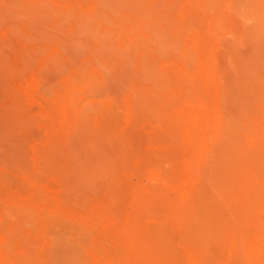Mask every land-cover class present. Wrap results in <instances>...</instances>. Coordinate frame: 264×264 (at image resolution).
<instances>
[{"label": "rangeland", "instance_id": "rangeland-1", "mask_svg": "<svg viewBox=\"0 0 264 264\" xmlns=\"http://www.w3.org/2000/svg\"><path fill=\"white\" fill-rule=\"evenodd\" d=\"M16 1L18 4H16ZM40 1L43 2L42 4H44L45 7ZM37 2L39 3L37 4ZM106 2L109 3V5ZM26 3H31V6H33V8L31 7L32 10L29 5H26ZM101 3H105L104 6L107 10L102 8L104 6ZM114 3L116 4V7ZM121 3H123L122 6L120 5ZM140 3V0H15L14 4L16 6L13 11L15 17H8L12 12H8L10 15L8 14L6 17V11H4L5 14L1 10L4 14L2 15L0 12V50L1 52L3 51L2 53L5 52L4 54L9 53L7 56L8 58L10 57V62H7V66L8 63H11V65L6 68V71H8L6 72V76L10 73V76H7V78H10L8 79L9 81L5 79V75L2 77L3 80L0 78V119H2L0 120V125H3V128L0 130V264H151L154 260V264H157L155 262H159L158 264L161 262L167 264L163 260H167L169 264H171V262L173 264H189V262L186 261L187 259L181 245L178 249V246L176 245L177 247H175V244H173L178 243V239L174 238L175 236H171L173 237L171 239L172 243H170L171 240L167 241L166 237L163 238L164 242H168L169 246V250L165 253H159L156 250L155 245L152 244L151 248L145 241H143V244L146 243L144 247L141 243L142 241H138L139 244L141 243L140 245L135 243L137 239H140L138 237L136 240H133L132 237L134 236V230L129 229V226L130 228H132L131 225L133 226L132 223H129L132 222V217L134 215V210H132L133 194L125 190L124 192L122 191L123 193L121 194H114L113 191L109 192V190L106 191L107 185L102 181V176H97L98 174L92 175L91 173L87 174L84 170L85 168L82 169L83 162L80 163L82 166H79L78 162L81 161H78V158H74L76 155L73 152L75 149L74 145L77 146V142L70 140L71 132L66 126L67 120H65L63 107L66 106L68 99L70 100L72 98L71 101L74 102V112L85 109L86 107L89 112L85 110V114H92L93 117H96L95 119L103 120L105 122V124H102L101 126V128L104 129V132L100 131L103 134L101 142L103 147L102 151L104 154L111 156L117 163H128V167L124 173L128 174L126 176L128 180H131V184H133L134 187L137 183L138 185L141 183L140 186H147L142 188H152L154 186L155 188L153 187L152 189L156 192H160L159 190L161 187L159 188L157 186H160V184L162 186L163 183L158 179H151L149 175L151 170L154 169L156 171L157 164L160 162L159 164H164V168L167 169L168 172L170 169L173 170L169 176V180L170 178V181L173 180L172 185L174 187H169L168 189L170 191H163L164 188H162L161 192L168 193L169 191L171 195H179L181 191L194 185V182L187 177L189 176L187 172L183 175L180 174L181 166L184 162L183 159L187 154L186 148L189 141L198 137H200L199 141H201V139L205 141V145L203 144L205 147L200 145L198 146V149L196 147V150L194 148L193 151L190 152V156H193L192 153L194 154L192 157L194 163H198L199 165L197 164V166L201 168L203 165L200 166V164L205 163L204 165L208 166L212 163L213 165V162L215 163V160L219 159L222 152L226 153L225 150H227L228 153H231V155L233 154L235 159L237 157L236 160H239V158H241V154H239L240 151L241 153L243 149V151H246L248 146L241 150L234 145L242 143V135L247 134V136L252 139L256 134L255 130L252 131L251 128L247 127L244 115H240L239 111L233 109V107L236 108L234 104H237V107L240 109L243 102L247 101V99L249 101L252 98L251 100H254H250V107H255V110L257 109L256 111L258 112L260 109V112L264 110V107L259 104V101H262L264 98V96L263 98L261 97L264 93V84L261 82V79H264V0H142L143 4ZM157 3H160L159 6ZM34 5H38L37 8H39L40 11L39 9L37 10L39 12H37ZM162 6H164L163 8L165 9L169 7V10H163ZM112 8L115 9L113 10V12L115 11L114 15ZM68 9H72L73 11L71 10V13L69 14L67 13ZM21 10L23 11L20 12ZM30 11L35 14L33 15ZM65 13L68 17L65 16ZM103 13L106 14V16L108 15V18L110 19L109 22L112 21L114 26H112V24L111 26L107 25L106 22L104 23V21L107 20L106 18L103 21V18L98 17ZM40 14L42 15V20H40ZM145 14H147V17ZM149 15L151 16L149 17ZM33 16H35V18H33ZM65 17L68 19L66 20ZM70 17L71 19H69ZM27 19H30L31 24ZM40 23L41 25H39ZM27 25H30V27ZM79 26L80 30L78 28ZM84 29L86 31H84ZM148 29L149 31H147ZM132 30H135V32ZM18 31L21 33V36ZM103 31H110L111 36H114L112 39H117L116 41L118 43L130 44L131 49L135 50L134 57L136 63L138 58L141 59L146 55L145 59L147 61L145 60V63L151 65V59L155 55L152 50L154 44H152L151 41H154V43L156 42L159 47L163 44L159 51V54L162 52L163 55L161 53L158 57L159 59L155 66V73H157L158 70H161V72H158L157 74L164 72L167 75L162 73V76L157 75V79L151 77H147L146 79L143 78L144 82L142 81V84H163L164 80L165 84L169 83L167 86L169 89L171 87V89L167 95L169 96L173 94V97L171 96L172 101L170 102L172 103L168 106L171 108L168 109L166 114L170 115L168 119H173L176 124V129L172 135H164L160 138L155 137L157 135L156 131H159L157 128L158 126H156V124L159 125L156 122V119L151 117L152 115L148 112L149 110L138 105L139 103H137L138 101H136V98H131L135 95L134 92L136 90H134V88L138 89L141 87L140 82L142 78L136 75V72L134 74L136 67L129 72L130 77L131 75L132 77L129 79L128 77H125V79L127 78L126 81L122 80L119 84L126 85V87L121 86L120 88L119 85H116L114 89L115 91L110 90V93H106L108 91L107 89L104 90L103 88V90H101V88H96L90 90L76 82L75 87H72L75 90V96H70L69 83L67 80L70 78L68 76H71V70L69 69L68 63L65 60H62L63 58L60 59V57H57L58 51L61 52V49H59V47H61L60 43L65 42V40H70L69 46L74 50L73 52H76V49H78V52L76 53L79 54V62L81 63L89 60L90 57H93V52H97L98 48V52L104 49V43H100L101 45H99L97 42H102L101 37L103 36ZM93 32L95 36L93 35ZM98 32H100L99 34L102 36H100ZM87 34L93 37V40ZM156 34L158 36L164 35L165 38L163 36L156 37ZM23 35L26 36L23 37ZM29 36L31 38H29ZM71 37L72 39H69ZM96 37L101 40L98 38L96 39ZM142 37H144V39H142ZM27 38L32 41H27ZM134 38L140 39L134 40ZM161 38L163 43L160 44ZM24 39H26V41ZM95 39L97 41H94ZM145 39L147 43L145 42ZM168 40H170V42ZM167 42L170 43L168 45L169 47L167 46ZM3 43L5 44L3 45ZM149 44H151V46ZM74 45H76V47H73ZM39 46L40 48H38ZM79 46L82 47L81 50L79 49ZM138 47L139 51L136 50ZM33 50L36 52L34 53ZM38 54L40 55L38 56ZM49 56L51 57L49 58ZM76 56L78 55L76 54ZM30 57H34V59ZM56 57L58 60L60 59L62 61L61 63L66 64L65 68H68L66 69L67 72L64 71L62 74L58 72L60 74L57 73V75H54L56 74L53 72V69L55 68L54 65L57 62V60L55 61V59H57ZM22 59H25L28 62L25 60L23 61ZM80 63L74 65L73 69H76ZM97 65L100 64L97 63ZM101 67L102 66L100 65L98 71L100 75H102V72L105 70V68L103 70ZM219 67H221L222 70ZM238 67L240 68L238 69ZM8 69L11 71L9 72ZM83 71V74L87 75L85 74L87 73V69L83 68ZM52 75L54 77L51 79L50 76ZM163 75L167 78L160 79ZM225 75H227L228 78H225ZM229 76L234 82L229 79ZM257 78L260 79L258 80ZM227 79L233 83L227 81ZM2 81L6 89L3 85L1 86ZM166 81L168 83H166ZM223 82L226 84H223ZM259 82L261 83L259 84ZM136 83H139L140 85ZM62 84L63 87L60 86ZM165 84L160 85L162 90L167 88H165ZM222 85H226L225 88ZM55 86H57V88ZM229 86L230 88L232 87V89L228 88ZM242 87L247 97L244 95L245 99L243 100L245 101L238 99V103H235L236 99L234 98H237L236 94L240 88L242 90ZM123 88L125 90H123ZM224 89H226V91ZM261 89L263 92L260 94L259 91H261ZM49 90L51 91L49 92ZM94 90H98V93L94 92ZM223 90L225 92H221ZM233 91L236 93H233ZM232 94H234L233 96L235 97H233ZM19 95L20 97H18ZM117 99L122 100L123 103L121 101L117 102ZM221 99H223V101ZM228 99L234 100L232 101ZM229 101H232V104H230ZM162 103L164 104L163 101ZM129 104H134L133 106L137 108L134 109L133 107L134 113L131 115H129ZM97 105L101 106L97 107ZM107 107H109L108 110L105 109ZM168 107L162 105L160 110H164ZM97 108L100 109L97 110ZM242 108L243 107H241V109ZM106 110L107 112L112 110L110 114L108 113L110 116H107V113L105 112ZM112 112L115 113V116ZM161 112L163 113V111ZM17 113L19 114V117L18 115H15ZM116 115H118V118ZM15 117L17 118V121ZM133 117L136 123L134 122ZM137 117L139 120H137ZM45 120L49 121L45 122ZM70 120L72 124L78 123V120L73 121V118ZM239 120H241V122H238ZM160 124L162 125V123ZM126 129L127 132H123L126 131ZM7 130H10V132ZM108 131L109 133H107ZM250 131H252V134ZM8 133H11L12 135H9ZM110 133H112V135ZM152 133H154L155 136L154 134L152 135ZM220 133H222L225 138L228 137L229 141L232 137L230 142L227 140L229 145L225 144L224 146L223 143L226 141L222 142L221 140V144L217 141L216 137ZM210 134L211 137L209 136ZM225 134L227 136H225ZM106 135L108 138L105 137ZM236 137L240 138L237 139ZM2 138L4 139L3 142L1 141ZM49 138L58 141V143H55L52 140L51 142H54L52 145L50 140H48ZM211 139L214 140L212 141ZM50 144L54 149L51 147L48 148ZM110 144L112 146H109ZM233 146L236 148V151L233 150ZM14 147L19 148L17 149ZM57 148L61 151L58 152L59 150H57ZM50 152L53 158L49 156ZM8 153L10 156H8ZM108 153H110V155ZM116 154L117 156H115ZM167 154H169V156ZM161 155L162 158L160 157ZM212 157L213 159H211ZM36 159L39 160L38 163L36 162ZM206 161L208 164H206ZM169 162L171 163V167L169 166ZM172 162L175 165L173 167ZM129 163L131 165H129ZM50 165L52 166L49 167ZM153 165H156V167H153ZM17 168L19 172L16 171ZM67 170L69 172L71 170V174ZM216 170H214L213 173L215 174L213 176H216V174H220L219 176L224 174L221 170L220 172L219 170ZM119 173H123V171H119ZM29 175L32 176L30 177ZM147 175H149V177H147ZM81 179L84 180L81 182ZM68 180H70V182ZM33 181L35 182L33 183ZM66 185H68L70 189ZM186 185H188V187ZM64 186H66V188ZM103 186H105V190L103 189ZM35 187L37 190H35ZM63 187L64 189H61ZM164 187H166V185H164ZM64 190L66 191L64 192ZM66 193L69 194V198L66 197L68 195H65ZM113 197L115 200H113ZM110 202H113V205H110ZM112 206L115 207V209H113ZM157 211H159L158 207ZM114 212L116 213L114 214ZM19 213L22 216H20ZM143 213L141 215H143ZM6 214H9L11 217ZM28 214L35 215L33 217V215L28 216ZM145 214L146 213H144V215ZM144 215L142 216V218H144H141L145 221L143 222L144 224L147 223L153 225V223H155L154 221L149 220V217L147 216L148 214L145 215L146 217ZM128 216L130 217V220L128 219ZM30 220L32 222H30ZM126 224L128 229L132 230L130 231V233H133V235L131 233L132 237L127 235L129 230H127L126 233ZM79 230L81 233H77L80 232ZM82 234H84L83 236H85V238ZM76 235L81 238L79 237L78 239V236ZM136 236H134V238ZM29 239H32L35 243ZM169 239L170 238H168V240ZM87 240H89V243ZM82 242L84 244L88 243V245H84ZM32 243L34 245L38 244V248L33 246ZM172 244L174 246H172L171 249ZM27 246L32 248L28 250L29 247L26 248ZM85 246H87L86 249ZM33 247H36L35 250ZM32 249L35 252H32ZM232 254L233 253H231L230 250H226L223 253V261L227 262L225 264H233L235 259L238 258ZM159 257H162V261L157 259Z\"/></svg>", "mask_w": 264, "mask_h": 264}, {"label": "bare ground", "instance_id": "bare-ground-1", "mask_svg": "<svg viewBox=\"0 0 264 264\" xmlns=\"http://www.w3.org/2000/svg\"><path fill=\"white\" fill-rule=\"evenodd\" d=\"M126 1V0H125ZM141 3L140 4H143L142 3V0H140ZM145 1V0H144ZM15 0H0V12L2 13V11H6L7 15L6 17L8 16V12H12V14L8 17L11 18V16L15 17L14 14H13V11L15 10V4H14ZM20 2V1H19ZM99 2H102V1H99ZM114 2V1H113ZM111 2V3H113ZM39 2H37L38 4ZM40 3L42 4L43 2L40 1ZM107 3V2H106ZM126 3V2H125ZM139 3V2H138ZM163 3V2H161ZM16 4H18V2L16 1ZM103 6L105 3H101ZM109 5V3H107ZM115 4V3H114ZM116 4H118L116 2ZM116 4H115V7H116ZM123 3H121L120 5L122 6ZM158 6L160 3H157ZM26 5L30 6V8L33 6H31V3L28 4L26 3ZM33 5V4H32ZM40 5V4H39ZM44 5V4H42ZM41 5V6H42ZM111 5V4H110ZM137 5V4H136ZM162 5V4H161ZM23 6V5H22ZM35 6V5H34ZM38 6V5H37ZM37 6H35L36 10L39 9L37 8ZM47 6V5H46ZM100 6V5H99ZM119 6V4H118ZM141 6V5H140ZM45 7V5H44ZM101 7V6H100ZM98 7V8H100ZM112 7V6H110ZM153 7V6H152ZM164 6H162V9L163 10H169V7L167 9L163 8ZM19 8V7H18ZM24 8V7H23ZM31 8V10H32ZM102 8H105L106 7H102ZM100 8V9H102ZM155 8V6H154ZM161 8V7H160ZM161 9V10H162ZM2 10V11H1ZM47 10V9H46ZM49 10V9H48ZM71 10L72 9H68V12L67 13H71ZM107 10V9H106ZM109 10V9H108ZM113 9L112 8V12H113ZM126 10V8H125ZM156 10V8H155ZM159 10V9H158ZM23 10H21L20 12H22ZM29 11V10H28ZM35 11V10H34ZM40 11V9H39ZM37 10V12H39ZM42 11V10H41ZM50 11V10H49ZM52 11V10H51ZM73 11V10H72ZM31 12V11H30ZM36 12V11H35ZM53 12V11H52ZM93 12V11H92ZM122 12V11H121ZM0 13V15H1ZM5 13V12H4ZM2 13V15L4 14ZM5 13V14H6ZM17 13V12H16ZM32 13V12H31ZM115 11L113 12V15H114ZM23 14V13H22ZM25 14V13H24ZM33 14V13H32ZM35 14V13H34ZM33 14V15H34ZM42 14V13H41ZM40 14V15H41ZM52 14V13H51ZM54 15H55V12H54ZM147 14H145L146 16ZM37 16V15H36ZM65 16L66 13H65ZM70 16V15H69ZM151 15H149L150 17ZM47 17V16H46ZM49 17V16H48ZM64 17V16H63ZM68 17V16H67ZM98 17H101L103 18L102 20L104 21V19L106 18L107 20L104 21V23L106 22L107 25H110L112 24V21H110V19L108 18V15L106 16V14H100V16ZM96 17V18H98ZM147 17V16H146ZM33 18H35V16H33ZM90 18V17H89ZM65 19L67 20L68 18L65 17ZM71 19V17L69 18ZM93 19V18H92ZM109 19V20H108ZM28 20V19H27ZM40 20H42V15H41V18ZM39 20V21H40ZM163 20V19H162ZM29 23H30V19L28 20ZM35 21V20H34ZM165 21V20H164ZM46 22V21H45ZM64 22V21H63ZM109 22V23H108ZM128 22L130 23V21L128 20ZM36 23V22H34ZM39 23V22H37ZM48 23V21H47ZM46 23V24H47ZM67 23V21H66ZM65 23V24H66ZM155 23V22H154ZM31 24V23H30ZM89 24V22H88ZM157 24V23H156ZM35 25V24H34ZM38 25V24H37ZM41 25V23L39 24ZM43 25V24H42ZM45 25V24H44ZM100 25V24H99ZM151 25V24H150ZM28 27H30V25H27ZM112 26H114V24H112ZM149 26V25H148ZM170 26V25H169ZM45 27V26H43ZM55 27V25H54ZM59 27V26H58ZM150 27V26H149ZM148 27V28H149ZM34 28V27H33ZM47 28V27H46ZM79 30H80V26L78 27ZM77 28V29H78ZM117 28V26H116ZM145 28V27H144ZM133 29V28H132ZM138 29V28H137ZM162 29V28H161ZM38 30V29H36ZM54 30V29H53ZM83 30V29H82ZM165 30V29H164ZM84 31H86L84 29ZM83 31V33H84ZM88 31V30H87ZM133 31V30H132ZM137 31V30H136ZM140 31V30H139ZM149 31V29L147 30ZM163 31V29H162ZM19 32V31H18ZM52 32V31H51ZM62 32V31H61ZM135 32V30L133 31ZM165 32V31H164ZM20 33V32H19ZM36 33V32H35ZM60 33V32H59ZM78 33V32H77ZM80 33V32H79ZM86 33V32H85ZM89 33V32H88ZM97 33V32H96ZM100 32H98L99 34ZM155 33V32H154ZM132 34V33H131ZM163 34V33H161ZM160 34V35H161ZM88 35V34H87ZM92 35V34H91ZM93 35H94V32H93ZM102 39V42H99L97 41L96 39L98 37H96V39L94 41H97L99 45H101L100 43H104L103 47L104 49L101 50L100 52H98L97 49V52H93L94 53V56L93 57H90L89 60H86V61H83V62H79V54L76 53L78 52L76 49V52H73L74 50L71 49V46L69 41L70 40H65V42H61L59 49H61V52L58 51V58L60 57V59L62 60H65L68 65H69V69L71 70V76H68L70 77L67 81L69 83V94L71 97L75 96V90L74 88L72 87H75V84L76 82L77 83H80V85H83L87 88H89L90 90L92 89H96V88H101V90H104L107 89L105 92L106 93H110V90L113 91L116 87V85L118 86L120 84V82L122 80H125V77H130L129 75V72L132 71V69L134 70V68L136 67L135 71H134V74L136 72V75L140 76L141 79V85L139 83H136V84H139L141 87L138 88V89H135L136 90L134 92V97H131V98H136L138 101L137 103H139L138 105H140L142 108H145L147 110H149L148 112H150V115L151 117L155 118L156 119V122L159 124L156 126H158L157 128L159 129V131H156L157 132V135L155 136L154 133H152V135L154 134L155 137H163L164 135L168 136V135H172L176 129V124L174 123L173 119H168L170 117V115H167V111L169 108L171 107H168L169 105H171L172 102V95H167V93L169 92L170 89L168 88V82L166 81V83L168 84H165V80H164V83L165 84V88L167 87L168 88V91H167V88L165 90H162L161 86L160 85H163V84H152V85H146V84H142L144 82L143 78L146 79L147 77H151V78H156L157 79V75H161L157 74L158 72H161V70L157 71V73H155L156 69H155V66L156 64L158 63V57L161 55V53L159 54V51H160V48L162 47V45L157 46L158 44L154 41L151 43L154 44L153 47H152V50L154 51L155 55L154 57L151 59L152 63L151 65H148L147 63H145V57L146 55H144L145 57H142L141 59L138 58L137 60V63H136V59L134 57L135 55V50L134 49H131V46L130 44L128 43H118L116 40H113L112 38L114 37L113 35L111 36V32L110 31H103L102 32V35L99 34ZM19 36V35H18ZM20 36H21V33H20ZM26 36V35H23V37ZM28 36V35H27ZM83 36V35H82ZM91 39L93 37H91L90 35H88ZM95 36V35H94ZM97 36V35H96ZM119 36V35H118ZM155 36V35H154ZM164 37V35H161V36H158L156 34V37ZM53 37V36H52ZM70 37V36H69ZM78 37V36H77ZM169 37V36H168ZM22 38V37H21ZM29 38H31L29 36ZM68 38V37H67ZM141 38V37H140ZM140 38H134V40H139ZM165 38V37H164ZM163 38V39H164ZM69 39H72L69 38ZM100 39V38H98ZM100 39V40H101ZM127 39V38H126ZM142 39H144V37H142ZM149 39V38H148ZM167 39V38H166ZM26 41V39H24ZM31 40V39H30ZM28 40L27 38V41H30ZM43 40V39H42ZM93 40V39H92ZM32 41V40H31ZM37 41V40H35ZM62 41V39H61ZM126 41V40H124ZM143 41V40H142ZM170 42V40H168ZM72 42V41H71ZM144 42V41H143ZM145 42L147 43L146 39H145ZM144 42V43H145ZM169 42H167V46L170 44ZM176 42V41H175ZM26 43V42H25ZM30 43V42H29ZM49 43V42H48ZM130 43V42H129ZM159 43V41H158ZM163 43L162 41V38H161V42L160 44ZM165 43V41H164ZM174 43V42H172ZM5 43H3L4 45ZM31 44V43H30ZM34 44V43H33ZM68 44V45H67ZM73 44V42H72ZM29 45V44H28ZM143 45V43H142ZM151 46V44H149ZM173 45V44H172ZM135 46V45H134ZM166 46V44H165ZM164 46V47H165ZM70 47V48H69ZM73 47H76V45H74ZM101 47V46H99ZM102 47V48H103ZM169 47V46H168ZM40 48V46L38 47ZM166 48V47H165ZM11 49V48H10ZM9 49V50H10ZM72 51H71V50ZM79 49L81 50L82 47L79 46ZM136 49V48H135ZM139 47L136 49L137 51ZM163 49V48H162ZM169 49V48H168ZM167 49V50H168ZM39 50V49H37ZM84 50V48H83ZM172 50V49H171ZM28 51V50H27ZM34 51V50H33ZM42 51V50H41ZM170 51V50H169ZM3 52V51H2ZM1 50H0V78L2 79V77H4L5 75V79H7V81H9L8 79L10 78H7V76L9 77L10 73H8V75L6 76V71L7 67L9 65H11V63L9 64L8 63V66H7V62H10L9 61V58H8V54H4L2 53ZM10 52V51H9ZM36 51H34L35 53ZM43 52V51H42ZM46 52V51H45ZM150 52V51H149ZM168 53V52H167ZM29 54V53H28ZM41 54V53H40ZM38 54V56L40 55ZM44 54V53H43ZM76 54L78 56H76ZM146 54V53H144ZM92 55V54H91ZM148 55V53H147ZM163 55V53H162ZM166 55V53H165ZM25 56V55H24ZM27 56V55H26ZM168 56V55H167ZM236 56V55H235ZM51 56H49L50 58ZM56 57V58H57ZM169 57V56H168ZM30 58H33L34 57H30ZM55 59V61L57 60V62L55 63V68L53 69V72L56 73L54 75H57L58 72H60L61 74L64 73V71H66V69L68 68H65V65L64 63H61L62 61L59 59L58 60ZM167 58V57H165ZM27 59V58H26ZM168 59V58H167ZM231 59V58H230ZM23 60V59H22ZM25 60V59H24ZM23 60V61H24ZM29 60V58H28ZM26 61V60H25ZM147 61V60H146ZM28 62V61H26ZM219 62V61H218ZM22 63V62H21ZM30 63V62H29ZM33 63V62H32ZM54 63V62H53ZM78 63L79 66H77L76 69H73L74 65H77ZM100 64L102 67L101 69L105 70L102 72L103 73L102 75H100L98 73L99 71V66L100 65H97ZM162 63V62H161ZM160 63V64H161ZM26 64V63H25ZM64 64V66H63ZM91 64V66H90ZM221 64H222V61H221ZM238 64V63H237ZM23 65V64H22ZM232 65V64H231ZM32 66V65H31ZM25 67V66H24ZM223 67V66H222ZM14 68V67H13ZM83 68L84 69H87V75H84L83 72ZM158 68V67H157ZM221 68V67H219ZM240 67H238L239 69ZM11 69V68H10ZM28 69V68H27ZM159 69V68H158ZM9 70V69H8ZM24 70V69H23ZM222 70V68H221ZM232 70V69H230ZM237 70V69H236ZM11 70H9L10 72ZM13 71V70H12ZM15 71V70H14ZM220 71V70H219ZM226 71V70H225ZM29 72V71H28ZM44 72V71H43ZM48 72V71H47ZM51 72V71H50ZM67 72V71H66ZM166 72V71H165ZM45 73V72H44ZM58 73V74H60ZM168 73V72H166ZM231 73V71H230ZM17 74V73H16ZM20 74V73H19ZM51 74V73H50ZM156 74V75H155ZM165 74V73H164ZM169 74V73H168ZM219 74V73H218ZM68 75V74H67ZM129 75V76H128ZM167 75V74H165ZM171 75V74H170ZM18 76V75H17ZM162 76V75H161ZM226 77L225 78H228L227 75H225ZM244 76V75H243ZM12 77V75H11ZM14 77V76H13ZM52 77H54L53 75L50 76V78L52 79ZM166 76L163 75V77L160 79H163L165 78ZM38 78V77H37ZM46 78V77H45ZM167 78V77H166ZM245 78V76H244ZM36 79V78H35ZM43 79H44V76H43ZM48 79V78H47ZM155 79V80H156ZM159 79V80H160ZM229 79H231V77L229 76ZM258 79V78H257ZM260 79V78H259ZM258 79V80H259ZM3 80V79H2ZM23 80V78H22ZM21 80V81H22ZM50 80V79H49ZM172 80V78H171ZM169 80V81H171ZM232 80V79H231ZM257 80V81H258ZM264 80V79H263ZM261 79V82H263L264 84V81ZM19 81V79H18ZM143 81V82H142ZM146 81V80H145ZM215 81V80H214ZM227 81H230L227 79ZM234 82V80H232ZM230 81V82H232ZM238 81V80H237ZM12 82V80H11ZM36 82V81H35ZM45 82V81H44ZM49 82H52V81H49ZM83 84H82V83ZM156 82V81H155ZM232 82V83H233ZM259 82V84L261 83ZM6 83V82H5ZM8 83V82H7ZM17 83V82H16ZM42 83V82H41ZM124 83V82H123ZM153 83V82H152ZM158 83H161V82H158ZM12 84V83H11ZM27 84V83H26ZM43 84V83H42ZM55 84V83H54ZM125 84V83H124ZM129 84V83H128ZM222 84V83H221ZM223 84H226L223 82ZM262 84V85H263ZM3 85V81L1 82V86ZM9 85V83H8ZM47 85V84H46ZM159 85V86H157ZM239 85V84H238ZM256 86H259L257 84H255ZM4 86V85H3ZM59 86V85H58ZM63 87V84L60 85ZM120 88L121 86H124V85H119ZM223 86V85H222ZM226 86V85H225ZM225 86H223L225 88ZM228 86V85H227ZM51 87V86H50ZM57 88V86H55ZM126 87V85L124 86ZM163 87V86H162ZM241 87V86H240ZM248 87V86H247ZM252 87V85H251ZM260 87V86H259ZM2 88V87H1ZM5 88V86H4ZM23 88V87H22ZM65 88V87H64ZM227 88V87H226ZM230 88V86L228 87ZM3 89V88H2ZM6 89V88H5ZM11 89V88H10ZM88 89V90H89ZM232 89V87L230 88ZM26 90V89H24ZM65 90V89H64ZM119 90V88H118ZM123 90H125L123 88ZM127 90V89H126ZM162 90V91H161ZM175 90V89H174ZM222 90V89H221ZM226 91V89H224ZM221 91V92H225V91ZM241 90V88H240ZM238 90L236 96L237 98H234L236 99L235 100V103H238L239 100L241 101H245L243 99H245L244 97L247 95H245V92L243 91V87H242V90L240 91ZM264 90V89H263ZM51 90H49L50 92ZM98 91V90H97ZM94 90V92H97ZM115 91V90H114ZM131 91V90H130ZM232 91V90H231ZM244 93H243V92ZM2 92V91H1ZM4 92V91H3ZM67 92V91H66ZM102 92V91H100ZM104 92V93H105ZM218 92V91H217ZM254 92V91H253ZM258 92V91H256ZM260 94L263 92L262 89L261 91H259ZM12 93V92H11ZM18 93V92H17ZM62 93V92H61ZM98 93V92H97ZM96 93V94H97ZM119 93V92H117ZM125 93V92H124ZM233 93H236L233 91ZM5 94V93H4ZM13 94V93H12ZM16 94V93H15ZM19 94V93H18ZM66 94V93H65ZM114 94V93H112ZM116 94V93H115ZM259 94V93H258ZM87 95V94H86ZM106 95V94H105ZM177 95V94H176ZM175 95V96H176ZM216 95V94H215ZM234 94H232L233 96ZM245 95V96H244ZM13 96V95H12ZM68 96V95H67ZM77 96V95H76ZM100 96V94H99ZM136 96V97H135ZM172 96V97H171ZM231 96V97H232ZM239 96V97H238ZM260 96V95H259ZM264 96V93L261 95V97L263 98ZM20 97V95L18 96ZM111 97V96H110ZM138 97V98H137ZM222 97V96H221ZM224 97V95H223ZM235 97V96H233ZM250 97V96H248ZM261 97H260V100H261ZM103 98V97H102ZM109 98V97H108ZM115 98V97H114ZM130 98V99H131ZM120 99V98H119ZM233 99V100H234ZM239 99V100H238ZM247 99V98H246ZM252 99V98H251ZM250 99V100H251ZM9 100V99H8ZM72 98L69 100L68 99V102L66 104L65 107H63V110L65 112V120H67L66 122V126L68 127V129L70 130L71 132V137H70V140L72 141H75L77 142V146L74 145V150L73 152L75 153L76 156H74V158H78V161H81V162H78L79 163V166H82L87 174L91 173L92 175L93 174H98L97 176H102L103 178V182L107 185L106 188L109 192H112L115 194H121L125 191H129L133 194V209L134 210V215L132 217V222H129V223H132L133 226L131 225L132 228H130L129 226V229H133L134 230V236H136L134 238V236L132 237L130 231L132 230H129L128 229V226L126 224V227H123L125 228L126 230V233H127V230H129L128 232L130 233H127L128 236L132 237V239L136 240L138 237L140 240H136L135 243H138V241H142V245L143 247L146 245V243L148 244V246L150 245V247L152 248V244L155 245L156 247V250L159 252V253H165L167 250H169V246H168V242H164V237L167 238V241H170L173 237L171 236H175L174 238L178 239V243H173L175 244V247H177L179 249L180 245H181V248L183 250V252L185 253V257H186V261L189 262V264H225L227 262L223 261V258H222V255L223 253L226 251V250H230L231 253H233L232 255H235L237 256L235 259V262L234 261H231V262H234L233 264H240L242 262V264H264V110H262L260 112L256 111L255 110V107H250L251 105V102L250 100L248 101H245L243 102V106L241 104L240 106V109L237 107V104H234V106L237 108H234L235 110H238L240 115H244L245 117V121H246V125L248 128H251L252 131L255 130L256 134L254 136V138L250 139L249 136H247V134L245 135H242L243 139H242V143L239 144V145H234L236 148H239L242 150V148H245L248 146L247 150L246 151H243L242 150V153L240 151L239 154L241 158H239V160H236L235 159V156L231 153H228L227 150H225L226 153H223L219 156V159L215 160L216 162L214 163L213 162V165L212 163H210L209 165L211 166H207V165H204V164H200V166L203 165V167H199L197 166L196 163H194V161L192 160V157L194 156V154L192 153L193 156H190V152L193 151V149L195 148L196 150V147L197 149L199 148L198 146H202L203 144L205 145V141L203 139H201V141H199L200 137L196 138V139H193L192 141H189L187 143V148H186V155L184 157V162L181 166V172L180 174L183 175L184 173L189 175L187 176L191 181L194 182V185L193 186H189L188 189H185L184 191H181V193L179 195L176 196L175 195H171V193L169 192L170 190L168 189L169 187L171 188H174L173 187V183L170 178L169 180V176L171 175V172L173 171L172 169H170V171L168 172L167 169H165V165L164 164H157V167L156 165L153 167H156V171L153 169L150 171L149 175H150V178L151 179H154V180H160L162 184H160V186H157V187H161L160 188V192H156L154 191V189L152 188H142V187H147V186H140L138 185H135V187L133 186V184H131V180H128L127 176L128 174L124 173V171H126L127 169V165L128 163L126 162H122L121 163H117L113 160V158L111 156H108L106 154L103 153L102 151V145H101V142H102V138H103V134L102 132L100 131H103L104 132V129L101 128L102 124H105V122L103 120H99V119H95L96 117L91 114H85V109H82L80 111H77V112H74L73 111V101H71ZM118 100V99H117ZM133 100V99H132ZM165 100V101H164ZM223 101V99H221ZM220 100V101H221ZM228 100H232V99H228ZM227 100V101H228ZM232 100V101H233ZM254 100V99H253ZM251 100V101H253ZM264 100V98L262 99V101ZM112 101V100H111ZM122 100H118L117 102H119ZM129 101V100H128ZM134 101V100H133ZM162 101L164 102V104L162 103ZM174 101V100H173ZM232 101H229L230 104H232ZM237 101V102H236ZM240 101V102H241ZM259 101V104L260 106L262 105V107H264V101ZM10 102V101H9ZM21 102V101H19ZM125 102V101H124ZM132 102V101H131ZM166 102V103H165ZM256 102V100H255ZM13 103V102H11ZM16 103V102H15ZM97 103V102H96ZM95 103V104H96ZM107 103V102H106ZM112 103V102H111ZM123 103V102H122ZM234 103V102H233ZM18 104V103H16ZM91 104V103H90ZM116 104V103H115ZM118 104H121V103H118ZM174 104V103H173ZM222 104V102H221ZM228 104V103H227ZM240 104V103H239ZM238 104V105H239ZM21 105V103H20ZM109 105V104H108ZM114 105V104H113ZM134 104H129V112L131 114L134 113V109L136 107L133 106ZM165 106V107H168L166 109H162L160 110L162 107ZM225 105V104H224ZM101 106V105H100ZM97 105V107H100ZM111 106V105H110ZM109 106V107H110ZM121 106V105H120ZM119 106V107H120ZM139 106V107H140ZM245 106V107H244ZM16 107V106H14ZM22 107V106H21ZM105 108L108 110V108ZM116 107V106H114ZM124 107V106H123ZM128 107V106H127ZM134 107V109H133ZM225 107V106H224ZM241 107H243L241 109ZM111 108V107H110ZM226 108V107H225ZM258 108V107H257ZM6 109V108H4ZM3 109V111H4ZM22 109V108H21ZM20 109V110H21ZM100 109V108H97V110ZM137 109V108H136ZM19 110V111H20ZM107 110L105 111L107 113V116H110V112H107ZM123 110V109H122ZM144 110V109H143ZM241 110V111H240ZM13 111V110H12ZM24 111V110H23ZM82 111V112H81ZM88 111V110H87ZM91 111V110H90ZM142 111V110H141ZM163 111V113L161 112ZM216 111V110H215ZM226 111V110H225ZM22 112V111H21ZM63 112V113H64ZM89 112V111H88ZM99 112V111H98ZM96 112V113H98ZM102 112V111H101ZM236 112V111H235ZM233 112V113H235ZM2 113V112H1ZM7 113V112H6ZM5 113V115H6ZM10 113V112H9ZM15 113V112H14ZM109 113V114H108ZM113 113V112H112ZM128 113V112H127ZM137 113V112H136ZM237 113V112H236ZM28 114V113H27ZM121 114V113H120ZM13 115V114H12ZM15 115H18L19 117V114H15ZM113 115L115 116V113H113ZM135 115V114H134ZM149 115V114H148ZM2 116V115H1ZM8 116V115H7ZM25 116V115H24ZM117 118H118V115H116ZM4 117V116H2ZM102 117H105V116H102ZM150 117V118H151ZM239 117V116H238ZM49 118V117H48ZM71 118H73V121H76L78 120L77 122L80 123H76V124H72V122H70ZM113 118V117H112ZM6 119V118H5ZM16 121H17V118L15 117ZM43 119V118H42ZM131 119V118H130ZM134 119V117H133ZM2 120V119H0ZM9 120V119H8ZM7 120V121H8ZM19 120V119H18ZM44 120V119H43ZM108 120V119H107ZM117 120V119H116ZM137 120H139V118L137 117ZM206 120V119H205ZM204 120V121H205ZM236 120V119H235ZM11 121V120H10ZM49 120H45V122H47ZM150 121V120H149ZM199 121V120H198ZM230 121V120H229ZM20 122V120H19ZM43 122V121H42ZM134 122L136 123L135 119H134ZM155 122V121H154ZM238 122H241V120H239ZM6 123V122H4ZM12 123V122H11ZM114 123V122H113ZM132 123V121H131ZM130 123V124H131ZM134 123V124H135ZM138 123V122H137ZM162 123V125L160 124ZM197 123V122H196ZM229 123V122H227ZM50 124V123H49ZM78 124V125H77ZM151 124V123H150ZM234 124V123H233ZM6 125V124H5ZM9 125V124H8ZM65 125V124H64ZM132 125V124H131ZM161 125V126H160ZM202 125V124H201ZM200 125V127H201ZM222 125V124H221ZM228 125V124H226ZM225 125V126H226ZM3 126V125H2ZM1 125H0V130L1 128H3ZM7 126V125H6ZM12 126V125H11ZM65 126V127H66ZM136 126V125H135ZM224 126V127H225ZM229 126V125H228ZM155 127V126H154ZM223 127V126H222ZM221 127V128H222ZM241 127V126H240ZM245 127V126H244ZM10 128V127H8ZM13 128V127H12ZM131 128V127H130ZM203 128V127H202ZM227 128V127H226ZM246 128V127H245ZM15 129V128H14ZM106 129V128H105ZM205 129V128H204ZM4 130V129H3ZM147 130V129H146ZM202 130V129H201ZM210 130V129H209ZM226 130V129H224ZM223 130V131H224ZM239 130V129H238ZM241 130V129H240ZM6 131V130H4ZM10 132V130H7ZM250 131V133L252 132ZM40 132V131H39ZM123 132H127V129L126 131H123ZM232 132V130H231ZM29 133V132H28ZM31 133V132H30ZM109 133V131L107 132ZM197 133V132H196ZM202 133V132H201ZM238 133V132H237ZM9 134V133H8ZM102 134V135H101ZM112 135V133H110ZM122 134V133H121ZM236 134V133H234ZM249 134V132H248ZM252 134V133H251ZM2 135V134H1ZM9 135H12L11 133ZM19 135V134H18ZM21 135V134H20ZM26 135V134H25ZM29 135V134H28ZM199 135V134H198ZM254 135V134H253ZM23 136V135H22ZM42 136V135H41ZM110 136V135H109ZM117 136V135H116ZM121 136V135H120ZM211 137V134L209 135ZM225 136H227L225 134ZM231 136V135H230ZM1 137V136H0ZM33 137V136H32ZM106 138L107 135L105 136ZM12 138V137H11ZM18 138V137H17ZM209 138V137H208ZM237 139L240 138V137H236ZM28 139V138H27ZM26 139V140H27ZM45 139V138H44ZM43 139V140H44ZM117 139V138H116ZM217 141L221 144L222 142H225L223 143L224 146L225 144H228V141H229V138L228 137H224L222 133H220L217 137H216ZM232 139V137H231ZM230 139V141H231ZM3 138L1 139V141L3 142ZM7 140V138H6ZM50 140V142L54 139H48ZM56 140V138H55ZM189 140V139H188ZM191 140V139H190ZM203 140V141H202ZM212 140V139H211ZM214 140V139H213ZM212 140V141H213ZM222 140V142H221ZM228 140V141H227ZM241 140V139H240ZM32 141V140H31ZM104 141V139H103ZM112 141V140H110ZM207 141V140H206ZM229 141V142H230ZM238 141V140H237ZM10 142V141H9ZM38 142V141H37ZM55 143L58 141H54ZM53 142V143H54ZM211 142V141H209ZM217 142V143H218ZM6 143V142H4ZM22 143V142H21ZM44 143V142H43ZM52 143V142H51ZM52 143V145H53ZM74 144V143H73ZM109 144V143H108ZM107 144V145H108ZM113 144V143H111ZM109 145V146H112V145ZM222 144V145H223ZM203 145V146H204ZM208 145V144H207ZM232 145V143H231ZM15 146V145H14ZM17 146V145H16ZM24 146V145H23ZM202 146V147H203ZM233 146V147H234ZM13 147V146H11ZM51 147V144L48 148ZM71 147V146H70ZM205 147V146H204ZM233 148L234 151H236V148ZM14 148H17V147H14ZM19 148V147H18ZM17 148V149H18ZM53 148V147H51ZM221 148V146H220ZM225 148V147H223ZM232 148V147H231ZM22 149V148H21ZM47 149V148H46ZM54 149V148H53ZM52 149V150H53ZM12 150V149H11ZM48 150V149H47ZM57 150H59L57 148ZM115 150V149H114ZM220 150V149H219ZM2 151V149H1ZM17 151V150H16ZM23 151V150H22ZM61 150H59L58 152H60ZM224 151V150H223ZM230 151V150H229ZM31 152V151H30ZM233 152V151H232ZM17 153V152H15ZM14 153V154H15ZM214 153V152H213ZM9 154V153H8ZM47 154V153H46ZM56 154V153H55ZM53 154V155H55ZM110 155V153H108ZM118 154V153H117ZM117 154L115 156H117ZM212 154V153H211ZM5 155V154H4ZM57 155V154H56ZM65 155V154H64ZM120 155V154H119ZM169 156V154H167ZM206 155V153H205ZM213 155V154H212ZM10 156V154L8 155ZM27 156V155H26ZM35 156V155H34ZM51 156V152H50V155ZM62 156V155H61ZM66 156V155H65ZM19 157V156H17ZM43 157V156H42ZM53 158V156H51ZM162 158V155L160 156ZM166 157V156H165ZM210 157V156H209ZM217 157V156H216ZM30 158V157H29ZM39 158V157H38ZM49 158V157H48ZM63 158V157H62ZM73 158V156H72ZM208 158V157H207ZM19 159V158H18ZM169 159V158H168ZM206 159V158H205ZM213 159V157L211 158ZM30 160V159H29ZM160 160V159H159ZM167 160V158H166ZM207 160V159H206ZM20 161V160H19ZM22 161V160H21ZM38 159H36V162L38 163ZM50 161V160H49ZM127 161V160H126ZM208 161L210 162V160L208 159ZM213 161V160H212ZM211 161V162H212ZM3 162V161H2ZM9 162V161H8ZM23 162V161H22ZM31 162V161H30ZM41 162V161H40ZM56 162V160H55ZM83 164L81 165L80 163ZM163 162V161H162ZM207 162V161H206ZM5 163V162H3ZM44 163V162H43ZM60 163V162H59ZM74 163V162H73ZM124 163V164H123ZM147 163V162H146ZM149 163V162H148ZM153 163V162H152ZM164 163V162H163ZM170 163V162H169ZM21 164V163H20ZM40 164V163H39ZM52 164V163H50ZM58 164V163H57ZM154 164V163H153ZM166 164V163H165ZM168 164V163H167ZM208 164V162L206 163ZM47 165V164H46ZM45 165V166H46ZM61 165V164H59ZM129 165H131L129 163ZM171 165V163L169 164V166ZM199 165V164H198ZM41 166V165H40ZM52 165H50L49 167H51ZM73 166V165H72ZM85 166V167H84ZM134 166V165H133ZM175 166L172 162V167ZM48 167V168H49ZM56 167V166H55ZM65 167H68V166H65ZM76 167V166H74ZM152 167V168H153ZM171 167V166H170ZM29 168V167H28ZM42 168V167H41ZM79 168V167H78ZM151 168V169H152ZM177 168V167H176ZM59 169V168H58ZM57 169V170H58ZM68 169V168H66ZM220 170L222 171V173H224L223 175L219 176L216 174V176H213L215 173L214 170ZM49 170V169H48ZM62 170V169H60ZM64 170V169H63ZM77 170V169H76ZM80 170V169H79ZM78 170V171H79ZM147 170V169H146ZM167 170V171H166ZM187 170V171H185ZM216 170V171H217ZM16 171H18V168L16 169ZM68 171V170H67ZM84 171V172H85ZM119 171H123V173H119ZM19 172V171H18ZM27 172V171H26ZM34 172V171H32ZM31 172V173H32ZM59 172V171H58ZM61 172V171H60ZM64 172V171H63ZM69 172V171H68ZM67 172V173H68ZM71 172V170H70ZM69 172V173H70ZM142 173V172H141ZM22 174V173H21ZM30 174V173H29ZM33 174V173H32ZM36 174V173H35ZM64 174V173H63ZM71 174V173H70ZM69 174V175H70ZM90 174V175H91ZM24 175H27V174H24ZM62 175V173H61ZM81 175V174H80ZM144 175V173H143ZM149 175H147V177H149ZM30 177L32 175H29ZM56 176V175H55ZM67 176V175H66ZM95 176V175H94ZM177 176V175H175ZM185 177V176H184ZM186 177V178H187ZM69 178V177H68ZM84 178V177H83ZM140 178V177H139ZM174 178V177H173ZM178 178V177H177ZM176 178V179H177ZM185 178V179H186ZM27 180H29L28 178H26ZM87 179V178H86ZM100 179V178H99ZM149 179V178H148ZM150 179V180H151ZM31 180V178H30ZM33 180V179H32ZM35 180V179H34ZM84 180V179H83ZM81 179V182L83 181ZM101 180V179H100ZM145 180V179H144ZM169 180V181H168ZM26 181V180H25ZM64 181V180H63ZM70 182V180H68ZM88 181V180H87ZM35 181H33L34 183ZM61 182V181H60ZM67 182V181H66ZM79 182V181H78ZM86 182V181H85ZM140 182V181H139ZM142 182V180H141ZM153 182V181H151ZM156 182V181H155ZM149 183V182H148ZM157 183V182H156ZM159 183V182H158ZM171 183V184H170ZM174 183H175V180H174ZM178 183V181H177ZM183 183V182H182ZM59 184V183H58ZM66 184V183H65ZM88 184V183H87ZM150 185V183H149ZM153 185V184H151ZM158 185V184H157ZM164 185H166V187H164ZM30 186V185H28ZM68 186V185H66ZM66 186H64L66 188ZM86 186V185H85ZM188 187V185H186ZM185 186V187H186ZM61 188V189H64ZM69 187V186H68ZM156 187V188H157ZM183 187V186H182ZM84 188V186H83ZM90 188V187H89ZM94 188V187H93ZM105 188V186H103V189ZM155 188V187H154ZM158 188V189H159ZM163 189V191H168V193L166 192H161ZM70 189V187H69ZM95 189V188H94ZM97 189V188H96ZM35 190L36 187H35ZM34 190V192H35ZM92 190V189H91ZM90 190V191H91ZM105 190V189H104ZM40 191V190H38ZM66 190H64L65 192ZM69 191V190H67ZM71 191V190H70ZM94 191V190H93ZM96 191V190H95ZM123 191V192H122ZM111 193V194H113ZM170 193V195H169ZM36 194V193H35ZM64 194V193H63ZM68 193H66L65 195H67ZM129 194V193H128ZM40 195V194H39ZM43 195V194H42ZM41 195V196H42ZM73 195V193H72ZM71 195V196H72ZM61 196V195H59ZM69 194L66 196L68 197ZM99 196V195H98ZM130 196V194H129ZM65 197V198H66ZM70 197V196H69ZM68 197V198H69ZM131 197V196H130ZM114 198V197H113ZM115 200V198L113 199ZM51 202V201H50ZM113 202H110V205H113L112 204ZM42 204V203H41ZM108 204V203H107ZM45 205V204H44ZM109 206V204H108ZM115 206V205H114ZM26 207V206H25ZM111 207V206H110ZM157 207L159 209V211H157ZM31 208V207H30ZM113 209H115V207L112 206ZM21 209V208H19ZM28 209V208H27ZM12 210V209H11ZM16 210V209H15ZM31 210V209H30ZM33 210V209H32ZM9 211V210H8ZM24 211V210H23ZM36 211V210H35ZM112 211V210H110ZM131 211V210H130ZM12 212V211H11ZM20 212V211H19ZM25 212H26V209H25ZM119 212V211H117ZM146 213L145 215H147L149 217V220L151 221H154L155 223H153V225L151 224H147V223H143L145 222L144 220H142V216L144 215V213ZM9 213V212H8ZM13 213V212H12ZM21 213V212H20ZM19 213V215H20ZM24 213V212H23ZM28 213V212H27ZM26 213V214H27ZM116 212H114L115 214ZM143 213V215H141ZM10 214V213H9ZM9 214H6L7 216ZM128 214V213H127ZM11 215V214H10ZM13 216V215H11ZM16 215V214H15ZM17 215H18V212H17ZM30 214H28L29 216ZM33 217L35 214H32ZM30 215V216H32ZM144 215V216H145ZM22 216V215H20ZM27 216V217H28ZM119 217V216H118ZM146 217V216H145ZM21 218V217H20ZM29 218V217H28ZM27 218V220H28ZM32 218V217H31ZM52 218V217H51ZM130 217L128 216V219ZM142 218V219H141ZM14 219V218H13ZM59 219V218H58ZM18 220V219H17ZM23 220V219H22ZM33 220V219H32ZM57 220V219H56ZM130 220V219H129ZM147 220V219H146ZM30 222H32L30 220ZM34 222V221H33ZM116 222V221H115ZM22 223H25V222H22ZM29 223V222H28ZM27 224V223H26ZM155 224V225H154ZM71 228V226H70ZM81 228V227H80ZM73 231V230H72ZM80 231V230H79ZM48 232V231H47ZM72 233V232H70ZM77 233H81L80 232H77ZM85 234V232H84ZM82 234V236L84 235ZM74 235V234H73ZM78 236V235H76ZM170 236V237H168ZM80 236H78L77 238L79 239ZM85 238V236H83ZM178 237V238H177ZM28 238V237H27ZM66 238V237H65ZM70 238V237H69ZM81 238V237H80ZM168 238H170L168 240ZM29 240H32V239H29ZM69 240V239H68ZM74 240V238H73ZM85 240V239H84ZM57 241V240H56ZM61 241V240H60ZM145 241L146 243L143 244ZM166 241V239H165ZM32 242H34L32 240ZM58 242V241H57ZM77 242V240H76ZM79 242V241H78ZM84 242V241H83ZM82 242V244H84ZM87 242L89 243V240H87ZM85 242V243H87ZM31 243V242H30ZM35 243V242H34ZM68 243V241H67ZM87 244H84V245H88ZM140 243V244H141ZM170 243H172V240L170 241ZM169 243V244H170ZM180 243V244H179ZM28 244V243H27ZM139 244V245H140ZM171 245V249H172V246L174 245ZM29 245V244H28ZM33 246H36L38 248V244L37 245H34L32 243ZM134 245V244H132ZM177 245V246H176ZM30 246V245H29ZM29 246H27L26 248H28ZM36 247H33L34 250ZM65 247V246H64ZM77 247V246H76ZM87 246H85V249H86ZM173 247V248H175ZM32 248V247H31ZM30 247L28 248V250L31 249ZM80 248V247H79ZM180 248V249H181ZM72 249V247H71ZM74 249V248H73ZM37 250V249H36ZM32 252H35L33 251V249L31 250ZM134 251V250H133ZM143 251V250H142ZM148 251V250H146ZM30 252V251H29ZM72 252V251H71ZM67 253V252H66ZM154 253V252H153ZM174 253V252H173ZM172 253V254H173ZM81 254V253H80ZM175 254V253H174ZM226 254V253H225ZM169 255V254H167ZM166 255V256H167ZM171 255V254H170ZM179 255V254H178ZM177 255V256H178ZM78 256V255H77ZM176 256V255H175ZM224 256V255H223ZM156 257V255H155ZM168 257V256H167ZM226 258H228L227 256H225ZM101 259V258H100ZM156 259V258H155ZM157 259H162V257L160 258H157ZM102 260V259H101ZM154 260V259H153ZM180 260V259H179ZM152 261V260H150ZM155 261V260H154ZM152 261L151 264H154ZM162 261V260H161ZM165 261L167 264H169V262H167V260H163ZM103 262V261H101ZM229 262V263H231ZM155 263H159V262H155ZM162 263V262H161ZM160 263V264H161ZM163 264V263H162ZM165 264V263H164ZM171 264H173L171 262ZM182 264V263H181ZM187 264V263H186Z\"/></svg>", "mask_w": 264, "mask_h": 264}]
</instances>
